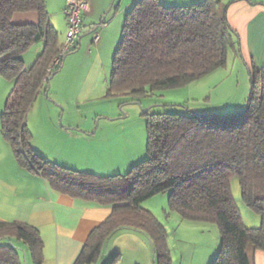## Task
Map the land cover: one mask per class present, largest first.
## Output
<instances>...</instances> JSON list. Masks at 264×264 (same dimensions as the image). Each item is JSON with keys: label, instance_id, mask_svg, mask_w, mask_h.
Segmentation results:
<instances>
[{"label": "trees", "instance_id": "trees-1", "mask_svg": "<svg viewBox=\"0 0 264 264\" xmlns=\"http://www.w3.org/2000/svg\"><path fill=\"white\" fill-rule=\"evenodd\" d=\"M220 0L166 6L160 0H135L124 17L113 53L107 95L142 97L148 91L173 89L195 81L227 62L233 31ZM36 12L38 24L13 25L14 13ZM45 0H0V77L12 82L0 129L17 164L62 194L99 206L111 214L94 228L73 264L96 263L107 241L119 231L134 230L150 241L153 264H172L166 231L141 203L168 193L171 211L183 219L215 222L219 249L210 264H253L245 248L264 252V66L248 68L249 92L242 110L231 114L143 113L146 157L125 174L98 176L49 162L30 145L26 115L56 74L47 70L62 48ZM42 41L29 67L21 56ZM236 175L241 200L260 216L257 233L245 232L231 199ZM38 230L0 221V264H42ZM114 255L108 264H116Z\"/></svg>", "mask_w": 264, "mask_h": 264}, {"label": "crops", "instance_id": "crops-1", "mask_svg": "<svg viewBox=\"0 0 264 264\" xmlns=\"http://www.w3.org/2000/svg\"><path fill=\"white\" fill-rule=\"evenodd\" d=\"M45 2L51 16V24L53 22L56 27L61 28L62 23L56 19L54 21L53 18L54 14L62 13L65 0H58L55 7L52 5L53 0H45ZM49 2L52 6L51 11L48 8ZM84 2L86 4L82 15L84 30L79 36L75 51L68 55L87 58L89 66L86 72L85 69L80 72L82 66L74 72L71 67L65 69L67 60L63 59L57 73L49 79L28 111L26 125L32 137L31 148L49 162L98 176H108L109 174L103 175L89 167L87 155L79 156L78 150L71 146L72 141L81 138L90 143L94 135L91 132L92 125L84 127L76 122L61 126L53 115V110L46 104L48 93L52 89L57 92L60 88L62 83L60 79L63 75H66V79L69 78L64 82L65 85L74 86L77 90L80 82H76L73 78L83 73L84 78L77 90V100L83 92L93 91L103 68V56L107 54V45L113 38L112 31L106 30L110 20L105 29L97 32L96 42L93 41L92 30L94 25L101 22L100 19L106 12L108 10L107 14L110 12L113 0H84ZM160 2L166 6H178L195 0H161ZM227 4L226 20L234 32L232 46L236 53L234 52L233 56L243 63L247 72L251 66L261 69L264 66V0H228ZM116 16L117 14L111 18L114 19ZM38 21L36 12L14 13L10 19L13 25H36ZM62 22L66 33L67 25L64 18ZM54 25L52 24L56 29ZM37 44L35 50L39 48L38 50L41 51L43 42ZM40 51H37V55ZM27 53L21 56L25 67H29L31 58L35 59L37 56H30L29 59ZM26 58L29 60L28 63L25 61ZM11 88L12 82L0 77V115ZM57 102L60 103L59 100ZM41 108L43 111L40 112ZM134 164L136 163L132 162L127 165V171ZM111 211L110 206H99L58 193L52 190L44 179L20 167L10 145L3 139L0 129V221L24 223L38 230L43 244L42 264H73L90 232L104 221ZM174 251L175 257H173ZM174 251L170 250L172 264H210L213 258L212 255L206 256L204 251H199L194 241L185 239L176 240ZM114 255L119 257L116 264H153L150 241L134 230H122L114 234L105 244L100 259L92 264H107L109 258ZM260 257L264 261V252ZM26 260L32 264L29 255Z\"/></svg>", "mask_w": 264, "mask_h": 264}, {"label": "rangeland", "instance_id": "rangeland-1", "mask_svg": "<svg viewBox=\"0 0 264 264\" xmlns=\"http://www.w3.org/2000/svg\"><path fill=\"white\" fill-rule=\"evenodd\" d=\"M134 1L113 0V6L106 15L105 22L110 21L108 26L105 27L107 31H112L113 38L107 45V54L105 53V56H103V68L97 77L93 91L83 92L76 100L77 90L84 78L83 73H79L73 78L76 79V82H80L77 90L74 86L67 87L65 85L64 82L69 78L66 79V75H63L62 78L60 77L62 83L58 91L52 89L46 97L48 101L46 104L53 110V115L56 116L57 122L58 124L60 122L61 126H65L67 123L76 124V122L84 127L92 125L91 132L94 135H92L93 138H91L90 143L81 138L72 141L73 145L71 146L78 150L79 156L87 155L86 159L89 167L103 175L125 174L127 165L142 161L146 157V128L145 117L143 116L145 111L148 114L184 113L186 111L231 114L243 109L249 92L248 72L243 63L236 56H233L236 51L230 44L227 51L229 56H227L224 67L184 86L148 91L147 95L137 98L131 94L107 95L106 85L111 71L113 53L121 39L125 14ZM199 1L201 0H195L191 3ZM226 1L228 2V0ZM226 1L221 0L219 6L220 13H224L225 16L226 6L228 5ZM57 2L58 0H53L52 5L55 7ZM48 8L51 11L50 2ZM61 14L52 15L54 21L56 19L62 23L61 28L56 27L53 22L52 24L58 31L59 42L63 44L65 39L64 23L62 22L64 16ZM115 14L117 16L114 19L111 18ZM103 28H97L96 31L99 33ZM36 46L38 44L27 51L26 56H29V59L30 56H36L40 51L39 48L35 50ZM32 59L34 58H31L30 63H32ZM64 60H67L65 69L71 67L74 72H77L80 66H82L80 72H83L84 69L86 72L89 66L87 58L84 59L79 56L68 55L65 56ZM25 61L28 63L29 60L26 58ZM54 99L59 100L60 103ZM41 111H43L42 108ZM230 188L231 199L241 216L245 232L257 233L260 227V216L242 202L240 185L236 175L230 178ZM167 198V192L159 193L143 201L140 205L143 209L149 211L165 229L166 245L169 251L171 249L174 251L176 240L185 239L194 241L199 251H204L206 256L212 255L214 258L220 244L217 224L215 222L183 219L176 212L169 210ZM245 252L251 258L253 264H263L264 261L260 257V254L263 255V251L253 250L252 246L248 244ZM175 256L174 251L173 257ZM26 264L30 263L26 260Z\"/></svg>", "mask_w": 264, "mask_h": 264}, {"label": "built area", "instance_id": "built-area-1", "mask_svg": "<svg viewBox=\"0 0 264 264\" xmlns=\"http://www.w3.org/2000/svg\"><path fill=\"white\" fill-rule=\"evenodd\" d=\"M86 4L84 0H66L65 6L62 9V14L66 21L67 30L65 33L64 43L58 55L52 61L50 67L47 70V74H50L53 69L59 64L60 58L67 52L76 47V43L79 36L82 34L84 27L82 24V15L85 10ZM107 25V22L103 20L99 24L93 26V41L98 39L97 28H102Z\"/></svg>", "mask_w": 264, "mask_h": 264}, {"label": "water", "instance_id": "water-1", "mask_svg": "<svg viewBox=\"0 0 264 264\" xmlns=\"http://www.w3.org/2000/svg\"><path fill=\"white\" fill-rule=\"evenodd\" d=\"M108 11H109V10H108ZM108 11H107V12H108ZM107 12H106V14H107ZM106 14H105V15L103 16V18L101 19V22H102L103 20H105ZM93 31H94V29L92 30V32H93ZM78 40H79V39H78ZM64 58H65V57H64ZM64 58H63V59H64ZM53 75H54V74H51V75L49 76L48 80L51 79V78L53 77ZM47 89H48V86H47ZM145 112H146V111H145Z\"/></svg>", "mask_w": 264, "mask_h": 264}]
</instances>
